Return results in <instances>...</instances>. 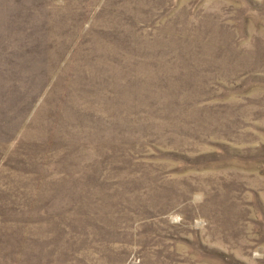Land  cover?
<instances>
[{
	"label": "rangeland",
	"instance_id": "rangeland-1",
	"mask_svg": "<svg viewBox=\"0 0 264 264\" xmlns=\"http://www.w3.org/2000/svg\"><path fill=\"white\" fill-rule=\"evenodd\" d=\"M0 264H264V0H0Z\"/></svg>",
	"mask_w": 264,
	"mask_h": 264
}]
</instances>
